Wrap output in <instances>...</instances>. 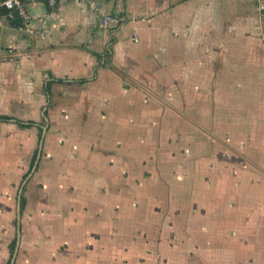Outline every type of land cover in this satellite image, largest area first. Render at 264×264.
<instances>
[{
  "label": "crops",
  "instance_id": "1",
  "mask_svg": "<svg viewBox=\"0 0 264 264\" xmlns=\"http://www.w3.org/2000/svg\"><path fill=\"white\" fill-rule=\"evenodd\" d=\"M31 13L0 14V264H264V0Z\"/></svg>",
  "mask_w": 264,
  "mask_h": 264
},
{
  "label": "built area",
  "instance_id": "2",
  "mask_svg": "<svg viewBox=\"0 0 264 264\" xmlns=\"http://www.w3.org/2000/svg\"><path fill=\"white\" fill-rule=\"evenodd\" d=\"M59 2L60 0H0V12L10 21L15 30L43 37V28L35 29L31 10L42 4H45L51 10H55ZM93 6L96 9L95 4ZM122 23L121 17L107 13L102 16L99 28L108 31L119 28ZM135 41H138L137 37Z\"/></svg>",
  "mask_w": 264,
  "mask_h": 264
},
{
  "label": "trees",
  "instance_id": "3",
  "mask_svg": "<svg viewBox=\"0 0 264 264\" xmlns=\"http://www.w3.org/2000/svg\"><path fill=\"white\" fill-rule=\"evenodd\" d=\"M0 14H2V12H0ZM10 120L9 117H6V116H0V121H8Z\"/></svg>",
  "mask_w": 264,
  "mask_h": 264
}]
</instances>
